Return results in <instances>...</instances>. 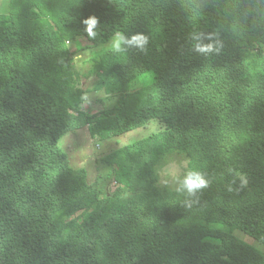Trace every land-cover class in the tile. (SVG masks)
Wrapping results in <instances>:
<instances>
[{
  "label": "trees",
  "instance_id": "trees-1",
  "mask_svg": "<svg viewBox=\"0 0 264 264\" xmlns=\"http://www.w3.org/2000/svg\"><path fill=\"white\" fill-rule=\"evenodd\" d=\"M117 31L144 50L111 51ZM151 122L93 162L121 163L113 192L59 145ZM168 155L209 180L190 207L158 183ZM234 230L264 248V0H0V264H264Z\"/></svg>",
  "mask_w": 264,
  "mask_h": 264
},
{
  "label": "rangeland",
  "instance_id": "rangeland-1",
  "mask_svg": "<svg viewBox=\"0 0 264 264\" xmlns=\"http://www.w3.org/2000/svg\"><path fill=\"white\" fill-rule=\"evenodd\" d=\"M7 5V4H6ZM75 49L74 51L78 54L82 52L85 55L78 56V60H84L87 59V56H91V53L93 55H96L94 51L97 49H90L87 47L89 43L81 38L74 42ZM87 55V56H86ZM89 68V65H86L84 69ZM82 85L87 84V82H82ZM101 96V92L97 91L95 95H92L91 102L89 103L90 106L100 109L102 107L101 103H99V97ZM98 97V98H96ZM112 102L106 101L105 106L111 107L113 104H115L116 98L114 96L111 97ZM93 101H96L95 103ZM157 123L151 122V124H148L146 127L137 129L135 131L129 132L126 135H124L121 138H116L112 141H109L108 143H98L93 139V131L89 132L88 129L85 130H79L75 133H69L65 135L64 140L62 139L59 143L60 148L64 151V153H68L71 155L70 159L74 166L82 167L84 166L89 170L90 176L92 180H94L100 173L98 172V169L101 172V175L103 178L107 179L106 182L108 185L106 186L107 192H113L116 188V183L120 181V169H121V163L115 162L113 166L109 165H103V161H99V163L95 166L93 165V162H97V160L101 159V157L105 154H111L114 149L119 148L123 146L126 143H130L132 141L138 140L140 138H144L151 133H153L157 129ZM87 128V127H86ZM98 143L99 148L95 149L94 146ZM170 161H186L185 157L179 156V155H171L166 156L165 159L161 162V165L156 170L159 181L158 183L162 187L166 188H175V184L171 182L170 180H166V178L163 176L162 169L164 166L169 163ZM98 169H97V168ZM181 174L183 173L184 169L181 168ZM108 175L111 176V180H109ZM232 235L243 242L249 244L250 246L256 248L257 250L264 253V248L257 242H255L253 239L249 238L245 234H243L239 230H234L232 232Z\"/></svg>",
  "mask_w": 264,
  "mask_h": 264
},
{
  "label": "clouds",
  "instance_id": "clouds-1",
  "mask_svg": "<svg viewBox=\"0 0 264 264\" xmlns=\"http://www.w3.org/2000/svg\"><path fill=\"white\" fill-rule=\"evenodd\" d=\"M84 25V32L89 38H95L97 32L95 29L99 24L96 16H88L82 20ZM198 39V38H197ZM148 38L143 34H133L126 36L125 34L117 31L113 33L109 40V48L114 53H124L130 47H135L144 50ZM196 50L201 53H210L214 50L212 44L200 45L197 44ZM181 168L184 169L181 174ZM163 176L166 180H170L175 184V190L185 197L184 203L186 206H191L193 198L209 184L206 175L196 167L189 165L187 161H170L162 169Z\"/></svg>",
  "mask_w": 264,
  "mask_h": 264
}]
</instances>
